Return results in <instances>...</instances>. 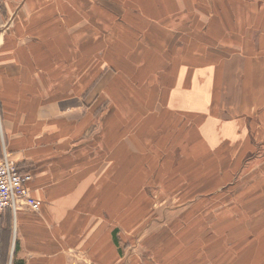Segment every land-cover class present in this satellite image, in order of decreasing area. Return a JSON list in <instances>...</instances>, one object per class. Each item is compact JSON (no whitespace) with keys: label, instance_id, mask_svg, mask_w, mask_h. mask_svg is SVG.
<instances>
[{"label":"rangeland","instance_id":"rangeland-1","mask_svg":"<svg viewBox=\"0 0 264 264\" xmlns=\"http://www.w3.org/2000/svg\"><path fill=\"white\" fill-rule=\"evenodd\" d=\"M120 2L109 11L108 30L95 25L97 39L75 43L80 49L91 44L92 55L82 49L87 55L80 53L71 65L76 81L92 82L77 89L78 101L92 99L86 134L92 158L109 155L103 159L109 161L117 152L116 132L124 130L126 161L139 165L124 185L125 253L162 258L174 251L176 264L187 255L183 264H264V143L252 138L257 149L236 152L245 137L219 141L210 118L212 86L239 80L236 62L243 69L252 61L234 55L235 43L213 38V0L199 8L188 7L190 0H135L138 6L124 9ZM197 18L205 24L192 31L189 22ZM253 44L258 48V41ZM83 66L91 77L80 71ZM85 107L90 105L81 104L75 114ZM108 195L109 208L120 210L118 193L110 189ZM166 225L176 227L171 232ZM178 243L183 245L174 249Z\"/></svg>","mask_w":264,"mask_h":264},{"label":"crops","instance_id":"crops-1","mask_svg":"<svg viewBox=\"0 0 264 264\" xmlns=\"http://www.w3.org/2000/svg\"><path fill=\"white\" fill-rule=\"evenodd\" d=\"M204 1L190 0L188 7L199 8ZM120 3L123 9L138 6L135 0ZM212 4L217 13L212 22L218 25L213 38L235 43L230 45L234 55L252 62L243 69L236 62V73L243 74L239 80L212 86L210 118L219 141L245 137L236 152H253L264 143V46H259L264 42V0ZM116 7L115 0H0V156L6 152L21 173L30 174L27 184L40 205L37 211L22 209L15 216L9 209L0 211V264H176L174 251L163 259L151 252L148 258L137 251L125 253L124 185L129 170L139 165L126 161L124 130L116 132L117 152L109 161L103 160L109 155L92 158V142L86 138L92 127V99L77 100V89L92 82L89 77L84 84L76 81L71 63L80 53L87 55L82 49L88 48L91 56L92 45L83 42L80 49L75 43L97 39L95 25L108 30L109 11ZM189 23L195 25L192 31L205 24L198 18ZM253 41L259 42L258 48ZM88 69L80 71L87 75ZM81 104L90 107L77 115ZM110 189L118 193L120 210L109 208ZM260 212L264 219V209ZM175 227L166 225L171 232ZM177 245L172 247L183 244ZM187 256L176 262L183 264Z\"/></svg>","mask_w":264,"mask_h":264},{"label":"built area","instance_id":"built-area-1","mask_svg":"<svg viewBox=\"0 0 264 264\" xmlns=\"http://www.w3.org/2000/svg\"><path fill=\"white\" fill-rule=\"evenodd\" d=\"M30 179V174L21 173L6 152L0 156V211L9 209L15 216L22 209L39 210V202L27 184Z\"/></svg>","mask_w":264,"mask_h":264}]
</instances>
